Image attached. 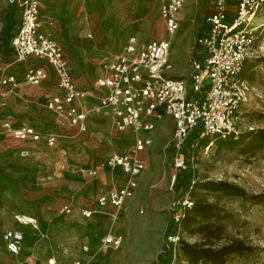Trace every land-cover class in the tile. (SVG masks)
<instances>
[{"label":"built area","instance_id":"built-area-1","mask_svg":"<svg viewBox=\"0 0 264 264\" xmlns=\"http://www.w3.org/2000/svg\"><path fill=\"white\" fill-rule=\"evenodd\" d=\"M188 0H161L159 14L165 23L168 38L139 40L130 35L122 50L106 63V71L89 87H79L74 81L62 49L52 36L43 30L40 0H9L19 12L20 20L9 45L15 63L28 59L45 61L55 75L59 93L51 96L47 107L58 113L69 126L86 131L91 119L106 121L118 133L130 132L132 143L124 153L106 158L111 169L120 167L125 177L121 187L113 186L98 199L100 205L109 203L121 208L134 194L138 179L145 169L142 152L152 144L151 133L162 116L173 119L171 143L174 184L180 174L191 173L194 181L192 155L199 139H225L237 135L235 123L239 108L246 102L251 86L240 76L246 60L264 51L256 46L258 27L254 25L264 0H213L205 18V31L196 40L201 53L191 58L190 84L186 79L169 73L170 38L179 28V12ZM46 67L27 64L21 81L8 64L0 63V96L11 94L20 82L38 86L50 75ZM9 135L20 140L38 141L43 136L48 144L55 137L44 134L28 124L3 123ZM209 145L205 146L206 149ZM96 175V171L92 172ZM192 205L188 193L177 196L169 206L172 230L165 236L167 264H176L178 242L182 236L181 220ZM63 210L70 213L65 205ZM83 217L91 211L82 210ZM115 215L113 216V218ZM20 225L37 229L34 216L16 213ZM8 252L18 255L25 236L21 230L8 229L2 234ZM122 236L108 231L99 238V246L84 247L87 261L73 264H98L101 249H118ZM12 264H20L15 261Z\"/></svg>","mask_w":264,"mask_h":264},{"label":"rangeland","instance_id":"rangeland-1","mask_svg":"<svg viewBox=\"0 0 264 264\" xmlns=\"http://www.w3.org/2000/svg\"><path fill=\"white\" fill-rule=\"evenodd\" d=\"M210 1L188 0L183 9H190L192 17L195 12L201 9L200 22L203 23L204 28L203 19L207 11L203 8V5L208 8ZM40 2L43 30L48 32L58 43L71 72L76 75L74 78H81L85 82L83 87L91 86L97 77L104 74L106 63L122 50L130 35L138 36L144 40L168 38L165 23L159 14L161 0H64L60 4V11L58 0H40ZM9 4V0H0V24L5 20ZM16 17L19 22V14L16 13ZM82 19L88 20V25L84 28L79 25ZM190 24L191 29L195 28L193 49L183 57V65L179 66L171 60L172 55L174 56L176 53L172 45L169 53L171 67L168 70L172 75L184 77L183 79H186L188 85L190 84L191 58L200 56V54H197L198 49L195 45L197 40L196 19L191 21ZM254 25L258 27V38L255 45H261L264 49V5L255 18ZM183 28L180 22L175 38L184 30ZM78 30L82 32V36L78 33ZM191 37V41L194 42L193 36ZM0 46L4 48L1 35ZM95 52L97 54H94ZM248 61L254 62L255 69L253 78L247 80L251 86V91L246 102L238 111L235 123V129L238 133H243L252 128H264V51L258 53L257 56H252ZM0 63L9 64L10 69L18 73L20 81L23 67L27 64L32 63L49 69V65L45 61L33 58L28 59L25 63H15L10 45L8 49L1 50ZM181 72L185 74L182 75ZM50 75L54 76L52 72ZM53 79L55 80L53 81L55 89L48 91L51 92L48 93L50 96L59 93L56 77ZM26 87H31V85L20 82L18 90H16L22 89V92H24ZM162 119L163 116L153 131V135L154 137L157 135V139L154 138L153 144L142 152L145 160H147V155L151 153L158 156V160L148 166L153 174L145 179L143 183L140 178L136 191L119 209L117 217L113 220L107 219V225L102 230L103 232L97 234L98 240L94 246H99V236L104 232H108V230L120 234L124 239L123 243L118 249H101L98 254V264H109L107 260L112 253L120 254L121 249L125 246L126 235L130 234L132 238L138 240L141 239L140 235H143V232H146V234L152 233L154 243H156L153 250L150 253L148 252L149 264H158L157 255L159 252L163 254L160 263H168V254L165 253V239L163 236L157 239L159 223L154 214L158 212L162 215H168L167 221L169 223L170 203L180 191L176 189L175 183H172L175 149L171 140L174 124L164 125ZM74 132L69 135L60 131V140L74 137V141L79 144L78 150L74 151V154L79 159L80 165V197L82 199L90 198L95 189H98L100 193H104L112 182L120 185L124 184L123 180L115 178L112 181L109 176L108 182L101 185V183L95 181L96 175H93L92 172L101 166L107 168L104 162L112 153H121L128 150L130 136L118 134L110 123L100 124L96 119L89 121V127L86 131L81 132L74 129ZM190 154L192 155L191 160L194 167L192 173L195 182L221 180L238 185L249 196L261 195L256 200H250L220 191L194 187L195 193L200 197L217 204L224 210L223 213L226 217L223 219L222 224L225 226L226 236L240 239L245 244L255 248L252 254L232 255L225 264H264V151L259 152L253 159L246 162L235 150L218 147L216 140L212 139L207 149L203 146L197 147ZM3 183L4 189H1L0 192V205L7 208L14 205L37 207L43 203V199L50 198L47 195L38 198H26L24 196L26 190L22 188L15 199L16 202H14L12 198L3 196V190H12L6 178L3 179ZM114 210L113 212H115ZM137 217L144 219V222L136 224L134 220L138 219ZM146 219H148L147 229L144 227ZM87 224L89 222L83 221L79 227L84 229ZM5 229L0 227V264H12L15 257L7 251L2 241V233ZM23 234L26 237L28 247L37 240H41V249L47 252L45 257L39 258L38 261H29L27 264H48V260H54L55 264H60V257H55V253L52 251L54 248L52 241L54 232L52 229H46L41 234L24 229ZM182 237L191 243L200 240V235H191L187 232H182ZM26 250L30 251L29 248ZM80 252L71 259H64L61 264H73L74 259L79 257V259L87 261L89 256L83 254L84 251ZM131 252H137V250L129 242L124 254L128 255ZM137 253H140V251ZM176 264H184L182 257L177 259Z\"/></svg>","mask_w":264,"mask_h":264},{"label":"crops","instance_id":"crops-1","mask_svg":"<svg viewBox=\"0 0 264 264\" xmlns=\"http://www.w3.org/2000/svg\"><path fill=\"white\" fill-rule=\"evenodd\" d=\"M58 1V7L60 11V4L64 0ZM212 5L213 0H211L210 4H208V8L203 5V8H205L207 11L204 17V23L207 14L212 8ZM52 8L54 9L53 6ZM201 13L202 10L200 9L199 11L195 12L194 16L192 17V11L190 9L182 8L179 12V20L184 27V22L186 20L191 23V21H194L196 16ZM3 25L4 20L0 24V30ZM79 25L84 28L86 25H88V20L82 19ZM206 27L207 26H204L203 32L205 31ZM194 30L195 28L193 27L191 29L190 26V33H188V35L185 30H182L177 38H175L177 31L171 37V47L173 45L175 52L177 49V44L182 46L181 58L177 57L176 53L171 57V60L175 65L178 63V61L183 62V57L192 51L195 43ZM78 33L82 36V32L80 30H78ZM191 36H193L194 42L191 41ZM136 37L139 40H144L138 36ZM2 49L4 48H1L0 46V56ZM200 53L201 50L197 52V54ZM94 54L97 53L95 52ZM71 74L76 84L79 87H83L85 82H83L81 78L75 79L74 76L76 77V75H74L72 72ZM181 74L184 75L185 73L181 72ZM174 76L178 77L177 75ZM51 77L52 76L49 75V77L42 84L36 87L34 85H31V87H26L24 92H22V89L17 91L19 87L18 86L11 94L0 96V192L1 189H4L3 179L6 178L10 183L12 190H3L2 194L4 197L7 196L8 198H12L14 202H16L15 199L18 197V193L20 192L19 190L22 188L26 190L24 194L26 198H38L45 195L50 196L49 199H43V203L37 207H22L19 205H14L7 208L6 206L0 205V227L6 228L5 230L17 229L23 232L24 229H28L38 234H41L46 229H52L54 232V238L52 239L54 248L52 251L55 253V257H60L61 264L64 259H71L74 256H77L78 253H81L80 251H84V247H88L90 249L95 247V242L98 240L97 234L101 233V231L106 227L107 219L113 220L117 217L118 212L120 211V208L116 209L109 203L100 205L98 199L106 194L113 186L121 187L123 184L120 185L112 182V184L104 193H100L98 189H95L91 195L89 194L90 198L82 199L80 197V165L79 159L74 154V151L78 150L79 144L74 141V137H70L67 140H60V131L71 135L75 133L74 129H78L69 126L58 113L47 107L46 104L48 99L53 96L48 95V93H51L48 91L55 87V85H53V81H55L53 78H55V75L52 78ZM5 121H9L14 124L31 125L36 129V131L40 133L53 135L55 140L52 144H48L44 136L38 141L17 139L4 131L3 123ZM161 121L167 126L173 123V119L166 115L163 116ZM98 122L100 124L107 123L106 121L102 120H98ZM118 134L130 136V147L132 143L130 132L128 131ZM151 137L153 144L154 138L157 139V135L154 137L152 132ZM157 160L158 156L156 154L151 153L147 155V160H145V163L147 162V167L145 165V171L143 170L144 172H142L139 176L138 184L140 178L141 182L143 183L145 179L153 174L148 166ZM95 171V181L97 183H101V185L102 183L108 182L109 176L111 177L112 181H114L115 178L123 181L125 180L120 167L111 169L109 167L104 168V166H101ZM65 205L70 208V213H66L63 210ZM113 209H115V212H113ZM82 210L91 211L92 215L90 217H83L81 215ZM16 213H24L35 216L37 220V229H33L28 225H20L17 223L14 219V215ZM114 215L115 217L113 218ZM154 216L157 218L159 223L157 228V239H160L162 236L165 238L164 235L168 225V215H162L161 213L155 212ZM137 218L138 219L134 220L136 224H142V222H144V219L139 217ZM83 221L89 222V224H87L84 229L79 227ZM147 222L148 219L145 220V229H147ZM108 231L112 232L111 230ZM106 233L107 232H104V234ZM104 234L102 233L99 238ZM145 234L146 232H143V235ZM123 240L124 239L122 237V243ZM40 241L41 240H37L33 245H29L28 247L26 245L27 241L25 237V242L19 254H12L15 257L12 263L19 261L20 264H27L29 261H38L39 258L45 257L47 252L41 249L42 241ZM129 242L131 245H134V248L137 242H141L142 245L140 249H136L137 252L140 251V253L131 252L130 254L125 255L124 253L126 251V246L129 244ZM155 244L156 243L148 248L146 245H144L141 239L137 240V238H132L130 234H128L125 236V246L121 249L120 254L112 253L109 256L107 263L149 264L150 257L148 252L150 253V251L153 250L154 246H156ZM27 248H29L30 251H27ZM83 254L86 255L85 251ZM159 255L160 252L157 255V263L161 264L160 260L158 259ZM79 258L74 259V261L78 260ZM48 264H55V261L48 260Z\"/></svg>","mask_w":264,"mask_h":264},{"label":"trees","instance_id":"trees-1","mask_svg":"<svg viewBox=\"0 0 264 264\" xmlns=\"http://www.w3.org/2000/svg\"><path fill=\"white\" fill-rule=\"evenodd\" d=\"M5 14L4 25L0 30L1 41L4 49L9 48V42L18 26L16 17L17 9L9 4ZM201 14L196 16V39L203 32V23L200 22ZM20 20V19H19ZM204 20V19H203ZM14 31V32H13ZM13 32V33H12ZM197 52L200 50L196 42ZM255 64L246 60L240 76L246 80L253 78ZM216 140L218 147H225L229 150H235L246 162L253 159L259 152L264 151V128H252L237 135H230L225 139L218 137H208L199 139L197 147H205ZM191 173H182L175 182V187L180 191L177 196L188 193L192 199V205L184 211V217L181 220L182 232L191 235H200V240L188 242L181 236L178 242L177 259L182 257L184 264H225L232 255L252 254L254 247L245 244L237 238L226 236L225 226L222 224L224 210L217 204L209 202L200 197L194 191V187L203 188L210 191H220L229 195H237L250 200H256L261 195H248V193L236 184L226 181L207 180L203 183L194 182L191 185ZM172 230L171 222L165 231L166 236ZM167 254V253H166ZM163 254L158 256L161 260Z\"/></svg>","mask_w":264,"mask_h":264},{"label":"bare ground","instance_id":"bare-ground-1","mask_svg":"<svg viewBox=\"0 0 264 264\" xmlns=\"http://www.w3.org/2000/svg\"><path fill=\"white\" fill-rule=\"evenodd\" d=\"M190 26H191V24L188 22V20H186L184 22V30L187 32V35H188V33H190ZM176 48H177L176 49V56L181 58L182 46L180 44H177ZM177 65L181 66V65H183V62L178 61ZM140 238H141L142 242L144 243V245H146L148 248H150L154 244V235L152 233L140 235ZM141 245H142L141 242H137L135 244V248L140 249Z\"/></svg>","mask_w":264,"mask_h":264}]
</instances>
